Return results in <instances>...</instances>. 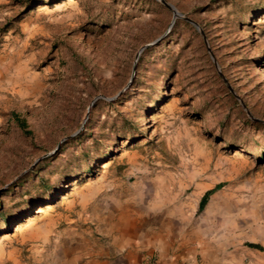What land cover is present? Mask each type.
I'll return each mask as SVG.
<instances>
[{
  "label": "rangeland",
  "instance_id": "374dc122",
  "mask_svg": "<svg viewBox=\"0 0 264 264\" xmlns=\"http://www.w3.org/2000/svg\"><path fill=\"white\" fill-rule=\"evenodd\" d=\"M165 1L198 28L157 0H0V264H64L101 196L262 237L264 0Z\"/></svg>",
  "mask_w": 264,
  "mask_h": 264
},
{
  "label": "crops",
  "instance_id": "0c3cea01",
  "mask_svg": "<svg viewBox=\"0 0 264 264\" xmlns=\"http://www.w3.org/2000/svg\"><path fill=\"white\" fill-rule=\"evenodd\" d=\"M216 184L197 185V204ZM104 197L87 205L89 216L82 219L85 225L79 232H73L76 238L64 264H264V233L260 239L241 242L230 230H212L207 220H180L169 227L167 222L145 221L127 204L108 208L102 205ZM254 212L264 223V206Z\"/></svg>",
  "mask_w": 264,
  "mask_h": 264
},
{
  "label": "water",
  "instance_id": "95a60500",
  "mask_svg": "<svg viewBox=\"0 0 264 264\" xmlns=\"http://www.w3.org/2000/svg\"><path fill=\"white\" fill-rule=\"evenodd\" d=\"M157 1L161 2V3H162L166 8H168V9L170 10V12H171V20H170V22H169V24H168V28L171 26V24L173 23V21H174V19H175L176 17H177V18H181V19H183V20H185V21H187V22L193 24L196 28H198L197 25H196V23H195L194 21H192L190 18L185 17V16L181 15L180 13H178V12L173 8V6L170 5L168 2H166L165 0H157ZM168 28H167V29H168ZM165 33H166V32H165ZM165 33H163L162 35L158 36L157 38L151 40L150 42H148V43L143 44L142 46H140V47L138 48V50L136 51V53H135L134 60L137 58L138 53H139L143 48H145V47L148 46V45H152V44L156 43L158 40L161 39V37H162ZM120 91H121V90H120ZM120 91H118L115 95L110 96V97H105V96H102V95H96V96H94V97L91 99V101L89 102L88 106L91 105L92 102L95 101V100L98 99V98H102V99L107 100V101L112 100V99L115 98V96L118 95V93H119ZM85 117H86V116H84V118H83L82 121H84ZM81 127H82V124H80V126H79L76 130H74L73 132H71V133L68 134L67 136L62 137V138L59 140V142L65 140V139L68 138V137H72L73 135H75V134L81 129ZM54 149H55V148H54ZM54 149H53V150H54ZM53 150H52V151H53Z\"/></svg>",
  "mask_w": 264,
  "mask_h": 264
},
{
  "label": "trees",
  "instance_id": "16d2710c",
  "mask_svg": "<svg viewBox=\"0 0 264 264\" xmlns=\"http://www.w3.org/2000/svg\"><path fill=\"white\" fill-rule=\"evenodd\" d=\"M11 116L13 117L14 121L16 122V124L19 126V128L22 130L23 133L27 134L29 133L28 130H26V123L23 119L19 118L15 113H11ZM220 186V184H216L215 186H213V188L206 190L201 197L198 200V204H197V210H200L203 205L205 204L208 196L214 191L216 190L218 187ZM247 246L250 247H254V248H260L261 247L258 244H254V243H246Z\"/></svg>",
  "mask_w": 264,
  "mask_h": 264
},
{
  "label": "built area",
  "instance_id": "2783aa9c",
  "mask_svg": "<svg viewBox=\"0 0 264 264\" xmlns=\"http://www.w3.org/2000/svg\"><path fill=\"white\" fill-rule=\"evenodd\" d=\"M179 264H191L190 262H181Z\"/></svg>",
  "mask_w": 264,
  "mask_h": 264
}]
</instances>
